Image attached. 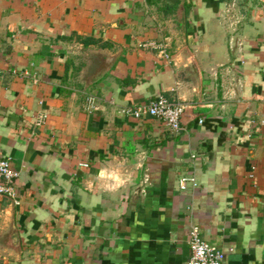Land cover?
<instances>
[{"label":"crops","instance_id":"crops-1","mask_svg":"<svg viewBox=\"0 0 264 264\" xmlns=\"http://www.w3.org/2000/svg\"><path fill=\"white\" fill-rule=\"evenodd\" d=\"M263 122L264 0H0V264H264Z\"/></svg>","mask_w":264,"mask_h":264},{"label":"built area","instance_id":"built-area-1","mask_svg":"<svg viewBox=\"0 0 264 264\" xmlns=\"http://www.w3.org/2000/svg\"><path fill=\"white\" fill-rule=\"evenodd\" d=\"M235 22L233 21L232 24ZM146 46L156 47L153 43ZM33 81L35 83L38 82L36 78ZM92 99V97H89L88 100L92 101ZM185 109L186 106L181 101H172L160 95L148 103L127 106L122 111L136 119L154 117L161 121L170 131L179 132L182 129L181 123ZM200 122L202 123L203 120L201 119ZM18 175L19 173L11 167L10 159L0 156V195H7L15 199V179ZM190 185L192 187L197 185L194 174H189L180 180L182 191H186ZM189 243L191 254L187 264H226L225 253L201 236L200 226L196 223L191 225Z\"/></svg>","mask_w":264,"mask_h":264},{"label":"trees","instance_id":"trees-1","mask_svg":"<svg viewBox=\"0 0 264 264\" xmlns=\"http://www.w3.org/2000/svg\"><path fill=\"white\" fill-rule=\"evenodd\" d=\"M87 39H84V41L86 42Z\"/></svg>","mask_w":264,"mask_h":264}]
</instances>
